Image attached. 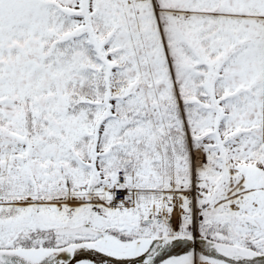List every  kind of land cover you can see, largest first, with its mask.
<instances>
[{
	"label": "snow or ice",
	"instance_id": "obj_1",
	"mask_svg": "<svg viewBox=\"0 0 264 264\" xmlns=\"http://www.w3.org/2000/svg\"><path fill=\"white\" fill-rule=\"evenodd\" d=\"M0 264H264V0H0Z\"/></svg>",
	"mask_w": 264,
	"mask_h": 264
}]
</instances>
